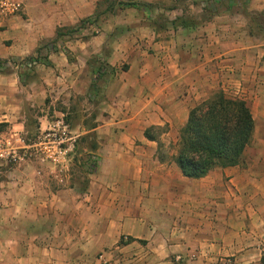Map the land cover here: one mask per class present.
I'll use <instances>...</instances> for the list:
<instances>
[{
	"label": "crops",
	"instance_id": "obj_1",
	"mask_svg": "<svg viewBox=\"0 0 264 264\" xmlns=\"http://www.w3.org/2000/svg\"><path fill=\"white\" fill-rule=\"evenodd\" d=\"M11 1L0 141L60 115L77 141L63 175L0 164V264H264V0ZM218 90L247 103L251 139L238 164L184 176L180 131Z\"/></svg>",
	"mask_w": 264,
	"mask_h": 264
},
{
	"label": "trees",
	"instance_id": "obj_2",
	"mask_svg": "<svg viewBox=\"0 0 264 264\" xmlns=\"http://www.w3.org/2000/svg\"><path fill=\"white\" fill-rule=\"evenodd\" d=\"M220 2L222 1L214 0L211 5L215 6ZM127 4L141 3L128 1ZM210 6L207 8L208 15L212 14ZM99 15L97 10L93 16L82 20L73 28L57 29L54 39L41 44L37 48V55L24 58L21 64L32 59L44 62L40 51L42 48L53 46L58 39L71 35L86 23L96 24ZM260 18L259 14L255 13L253 19L257 26H260ZM192 24L195 22L192 21ZM6 63L7 61L0 60V72L6 71ZM253 126L251 112L243 99L229 97L222 90L215 91L208 99L190 109L187 122L180 131L176 162L182 174L199 178L214 167L238 164L251 139Z\"/></svg>",
	"mask_w": 264,
	"mask_h": 264
},
{
	"label": "built area",
	"instance_id": "obj_3",
	"mask_svg": "<svg viewBox=\"0 0 264 264\" xmlns=\"http://www.w3.org/2000/svg\"><path fill=\"white\" fill-rule=\"evenodd\" d=\"M20 4L11 0H0V10L14 13L19 11ZM40 62L32 59L23 63L32 67ZM77 136L72 134L64 115L57 116L51 124L35 137H19L16 144L0 141V164L19 165L36 161L45 165L59 175L66 174L71 168V154L76 147ZM95 162L96 157H92ZM91 166V162L89 163Z\"/></svg>",
	"mask_w": 264,
	"mask_h": 264
},
{
	"label": "rangeland",
	"instance_id": "obj_4",
	"mask_svg": "<svg viewBox=\"0 0 264 264\" xmlns=\"http://www.w3.org/2000/svg\"><path fill=\"white\" fill-rule=\"evenodd\" d=\"M76 148V147H75Z\"/></svg>",
	"mask_w": 264,
	"mask_h": 264
}]
</instances>
